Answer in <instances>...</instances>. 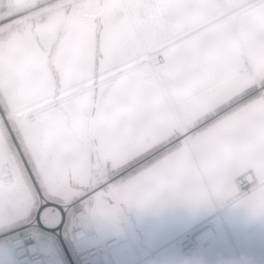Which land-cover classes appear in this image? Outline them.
I'll return each mask as SVG.
<instances>
[{"label":"snow or ice","instance_id":"6c2138e0","mask_svg":"<svg viewBox=\"0 0 264 264\" xmlns=\"http://www.w3.org/2000/svg\"><path fill=\"white\" fill-rule=\"evenodd\" d=\"M225 117L251 125L264 173V0H0V216L22 185L38 223L63 225L54 132L148 129L155 158Z\"/></svg>","mask_w":264,"mask_h":264},{"label":"crops","instance_id":"0c3cea01","mask_svg":"<svg viewBox=\"0 0 264 264\" xmlns=\"http://www.w3.org/2000/svg\"><path fill=\"white\" fill-rule=\"evenodd\" d=\"M218 128L222 129L219 136L217 129L205 130L190 142L189 150L176 148L155 158L139 155L152 138V132L144 128H109L119 132L115 133V142L113 135L110 141L116 149L108 151L102 147L97 150L95 143L85 145L80 140L61 138L58 150L64 153L69 148L73 155L61 168L71 167L72 176L68 173V182L58 183L56 174L50 172L46 182L61 192L71 190L76 199L72 210L77 209L82 194L88 193L85 219L103 235L114 234L118 217H127L133 236L117 250L118 264H186L181 241L190 229L204 221H215L221 234L215 243L200 250V264H248L249 257H264V173L258 168L257 156L249 155L242 147L258 144L251 125L238 117H225V123ZM192 144L196 145L195 150L191 149ZM97 155L101 158L99 163ZM82 162L87 180L92 183L91 168L96 164L105 167L107 162L111 185L104 186V203L94 201L93 194L99 190L82 182ZM249 169H254L258 185L241 194L236 178ZM159 175L167 178L165 184H155L154 178ZM63 184L66 188L61 187ZM225 249L231 251L232 257L220 262L218 257Z\"/></svg>","mask_w":264,"mask_h":264},{"label":"built area","instance_id":"2783aa9c","mask_svg":"<svg viewBox=\"0 0 264 264\" xmlns=\"http://www.w3.org/2000/svg\"><path fill=\"white\" fill-rule=\"evenodd\" d=\"M91 178L96 185H111V180L106 168L96 164L91 168ZM256 174L252 169L240 173L236 178L239 193L250 192L256 186ZM99 190L93 194L94 201H100ZM105 194V193H104ZM88 198H82L77 209L73 205L69 210V227L67 236L77 247V257L80 264H118L117 250L123 244L132 240V230L126 216L118 217V232L111 235H102L85 219V208ZM221 234V228L215 221H204L190 229L181 241V248L187 264H200V250L215 243ZM55 243L54 237L39 230L20 229L10 235L6 245L12 256L13 264H47L58 254L49 246ZM86 243V244H82ZM57 245V244H56ZM58 246V245H57ZM60 256V255H59ZM232 253L225 249L218 257L220 262L231 259ZM248 264H262L253 259Z\"/></svg>","mask_w":264,"mask_h":264},{"label":"rangeland","instance_id":"374dc122","mask_svg":"<svg viewBox=\"0 0 264 264\" xmlns=\"http://www.w3.org/2000/svg\"><path fill=\"white\" fill-rule=\"evenodd\" d=\"M117 132L119 131L111 130L109 128H100L92 132H89L84 127L78 126V127L71 129V131L66 132V133L65 132L52 133L51 134L52 140H51L49 155H50V158L57 160L59 162L58 168L54 167L53 170L51 171L52 173H55L57 176V178H54V179L58 183L68 182L67 181L68 173L70 174V176H72V173H73L71 167L70 169H67V170H62L61 168L62 164H67V162H69V159H71L73 155H72V151L69 148H66V150H64L63 149L64 147L63 148L61 147V149L65 151L64 153L58 150L59 148L57 145L58 144L61 145V143L59 142V139L61 138L66 139V140L68 139L71 142L73 140L74 142H77L76 140H80L81 143L85 145H87L88 143L90 144L95 143V145L97 146V150L98 148L102 147L103 149H105V151H108L110 149H113V150L116 149L115 146L110 145V141L113 140V142H115L114 140L116 138L115 133ZM126 132L131 134L132 130H128ZM112 135H113V139L111 140ZM129 139L131 138H129L128 136V140ZM129 141L128 143H130ZM45 142L46 143L48 142L47 137L45 138ZM245 148L248 150L249 155L251 153L253 157L255 155L257 156L258 168L261 171L262 154L259 149V146L242 147L243 150H245ZM21 159H23V153H21ZM80 176H81L82 182L86 183L88 185L87 186L88 188L102 190L100 201L104 203L105 202V194H104L105 185H95L90 180L89 181L87 180L88 178L87 169L84 167L83 162L80 168ZM166 179H167L166 177L159 175L156 178H154L155 184H165ZM256 179H257V182H256V186H257L258 185L257 176H256ZM65 186H66L65 184L61 185L62 188H66ZM19 193H20V205H21L22 210L19 211L15 216L11 218H5L4 216H0V264H13L12 256L6 245L7 238L20 229H30L32 227L46 231L49 234H52L54 236V240L56 244L58 245L59 254L47 264H80L78 257H77V253L75 251V247L67 236V231L69 227V211L67 210V215H66L63 225L57 231L53 230V224L51 223L50 220H42L41 222L38 223L35 219L34 212L26 211L27 201L31 198L33 194L24 186L19 188ZM88 196L89 195L82 194V198L86 199ZM251 259L255 261H259L262 264H264V257L263 258L249 257L247 259V262H250Z\"/></svg>","mask_w":264,"mask_h":264},{"label":"bare ground","instance_id":"6f19581e","mask_svg":"<svg viewBox=\"0 0 264 264\" xmlns=\"http://www.w3.org/2000/svg\"><path fill=\"white\" fill-rule=\"evenodd\" d=\"M49 247L52 248V250H54L55 254L58 253L59 248L55 243H52Z\"/></svg>","mask_w":264,"mask_h":264},{"label":"clouds","instance_id":"9594fccd","mask_svg":"<svg viewBox=\"0 0 264 264\" xmlns=\"http://www.w3.org/2000/svg\"><path fill=\"white\" fill-rule=\"evenodd\" d=\"M115 232H118L119 231V228H117V229H115L114 230ZM104 233H102V235H103ZM186 264H187V262H186Z\"/></svg>","mask_w":264,"mask_h":264}]
</instances>
